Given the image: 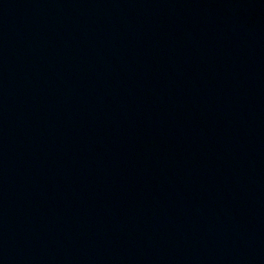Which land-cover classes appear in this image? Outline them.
Listing matches in <instances>:
<instances>
[{
    "label": "water",
    "instance_id": "1",
    "mask_svg": "<svg viewBox=\"0 0 264 264\" xmlns=\"http://www.w3.org/2000/svg\"><path fill=\"white\" fill-rule=\"evenodd\" d=\"M0 264H264V0H0Z\"/></svg>",
    "mask_w": 264,
    "mask_h": 264
}]
</instances>
